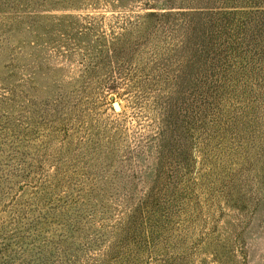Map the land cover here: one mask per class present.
I'll return each mask as SVG.
<instances>
[{"label":"rangeland","instance_id":"rangeland-1","mask_svg":"<svg viewBox=\"0 0 264 264\" xmlns=\"http://www.w3.org/2000/svg\"><path fill=\"white\" fill-rule=\"evenodd\" d=\"M0 264H264V0H0Z\"/></svg>","mask_w":264,"mask_h":264},{"label":"water","instance_id":"water-1","mask_svg":"<svg viewBox=\"0 0 264 264\" xmlns=\"http://www.w3.org/2000/svg\"><path fill=\"white\" fill-rule=\"evenodd\" d=\"M113 110L114 111H119L120 110V107H119L118 103H113Z\"/></svg>","mask_w":264,"mask_h":264}]
</instances>
